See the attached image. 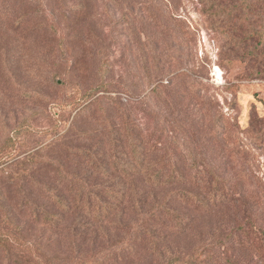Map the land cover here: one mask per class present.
Instances as JSON below:
<instances>
[{
    "label": "rangeland",
    "instance_id": "1",
    "mask_svg": "<svg viewBox=\"0 0 264 264\" xmlns=\"http://www.w3.org/2000/svg\"><path fill=\"white\" fill-rule=\"evenodd\" d=\"M236 30L219 37L198 0H0L3 225H21L43 264H161L109 220L82 228L73 212L57 226L32 217L34 204L56 206L48 188L68 192L66 175L111 181L97 158L112 163L116 137L126 155L133 136L158 145L152 160L179 159L187 173L200 165L235 193L208 210L184 205L192 220L167 235L170 251L264 264L261 243L225 244L241 225H264V44L257 24ZM0 264L29 263L0 247Z\"/></svg>",
    "mask_w": 264,
    "mask_h": 264
},
{
    "label": "trees",
    "instance_id": "2",
    "mask_svg": "<svg viewBox=\"0 0 264 264\" xmlns=\"http://www.w3.org/2000/svg\"><path fill=\"white\" fill-rule=\"evenodd\" d=\"M198 1L219 37L223 38L227 31H237L236 28L243 25L257 24L259 30L254 32L259 37L257 44H264V0ZM253 38L245 37L243 42ZM234 48L239 52L243 44H235ZM255 52L258 54L261 51L256 49ZM255 52H248L243 60H254ZM86 102L88 103L87 100ZM128 140L126 155L122 139L116 137L111 139L112 163L105 160L104 155L97 158L96 165L101 163L102 168L96 170L106 173L111 181L97 187L89 184L86 176L66 175L64 181L68 185V192L63 194L48 188L47 192L56 206L53 208L47 204H34L32 217L41 224L57 226L66 214L73 212L82 228H92L96 224L102 226L104 221L109 220L115 230L131 236L127 247L135 249L137 242L144 239L149 248L158 254L161 264H211V257L200 251L184 257L175 255L166 244L167 235L184 232L190 224L192 217L183 212L184 205H195L208 210L228 201L234 202L235 193L222 184L214 173L200 165L191 166L188 173L179 171V159L165 158L163 162L151 159L150 156L158 149L157 144L133 136ZM169 164L172 169L168 168ZM109 166L114 171L111 172ZM139 179L144 182V186L139 184ZM177 186L181 188L177 189ZM2 208L3 195L0 190V247L16 251L29 264H43L40 257L35 256V250L43 249L42 246H34L26 241L21 225L4 226ZM236 242L241 247L244 244L254 246L256 242L264 247V225L249 223L233 229L225 244ZM73 245L77 249L74 241ZM112 245L118 246L117 242ZM234 256L221 264L240 263L238 255ZM68 264L104 263L87 259Z\"/></svg>",
    "mask_w": 264,
    "mask_h": 264
},
{
    "label": "bare ground",
    "instance_id": "3",
    "mask_svg": "<svg viewBox=\"0 0 264 264\" xmlns=\"http://www.w3.org/2000/svg\"><path fill=\"white\" fill-rule=\"evenodd\" d=\"M219 71V70H218Z\"/></svg>",
    "mask_w": 264,
    "mask_h": 264
}]
</instances>
